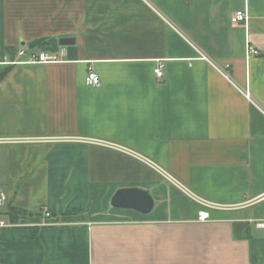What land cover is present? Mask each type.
Returning <instances> with one entry per match:
<instances>
[{"label": "crops", "instance_id": "1", "mask_svg": "<svg viewBox=\"0 0 264 264\" xmlns=\"http://www.w3.org/2000/svg\"><path fill=\"white\" fill-rule=\"evenodd\" d=\"M0 75V264H264V0H0Z\"/></svg>", "mask_w": 264, "mask_h": 264}, {"label": "built area", "instance_id": "2", "mask_svg": "<svg viewBox=\"0 0 264 264\" xmlns=\"http://www.w3.org/2000/svg\"><path fill=\"white\" fill-rule=\"evenodd\" d=\"M146 2H149V0H144ZM249 20V13L248 10L243 9L237 11L233 16H232V21L234 23L237 22H247ZM66 53L65 48H62L60 50L61 56H64ZM248 54H258V50L254 46H249L248 48ZM61 61L60 55L58 54H51L45 50H40V49H33V48H25L22 47L18 51V59L11 62L12 64H47V63H56ZM155 74L157 77L162 78L164 76L163 72V65L157 66L155 69ZM86 83L89 86L93 87H100L101 86V80L99 75L93 70V68H89L88 74L86 76ZM6 194L4 192L0 193V206H3L6 203ZM206 204V203H204ZM209 212L202 210L199 212L198 215V220L199 221H207L209 219ZM258 227L264 229V221H260L257 223ZM0 226L4 227L7 226V224L0 220Z\"/></svg>", "mask_w": 264, "mask_h": 264}, {"label": "water", "instance_id": "3", "mask_svg": "<svg viewBox=\"0 0 264 264\" xmlns=\"http://www.w3.org/2000/svg\"><path fill=\"white\" fill-rule=\"evenodd\" d=\"M59 43L61 45H71L75 43V39L63 37L60 39ZM111 204L116 208L132 209L147 214L154 208L155 201L146 189L139 187H124L115 192Z\"/></svg>", "mask_w": 264, "mask_h": 264}, {"label": "trees", "instance_id": "4", "mask_svg": "<svg viewBox=\"0 0 264 264\" xmlns=\"http://www.w3.org/2000/svg\"><path fill=\"white\" fill-rule=\"evenodd\" d=\"M3 77V75H0V79Z\"/></svg>", "mask_w": 264, "mask_h": 264}, {"label": "rangeland", "instance_id": "5", "mask_svg": "<svg viewBox=\"0 0 264 264\" xmlns=\"http://www.w3.org/2000/svg\"><path fill=\"white\" fill-rule=\"evenodd\" d=\"M189 193V192H188ZM189 194H191V193H189ZM192 195V194H191ZM206 205V204H205ZM199 221V220H198Z\"/></svg>", "mask_w": 264, "mask_h": 264}]
</instances>
